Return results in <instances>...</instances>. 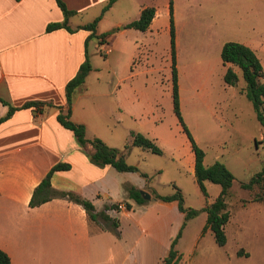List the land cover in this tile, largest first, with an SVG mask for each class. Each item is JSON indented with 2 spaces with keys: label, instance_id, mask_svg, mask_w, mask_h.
<instances>
[{
  "label": "rangeland",
  "instance_id": "obj_1",
  "mask_svg": "<svg viewBox=\"0 0 264 264\" xmlns=\"http://www.w3.org/2000/svg\"><path fill=\"white\" fill-rule=\"evenodd\" d=\"M136 1L121 0L112 10L111 19H135L137 7L152 2ZM181 7L176 50L182 115L195 141L206 153L205 165L219 160L235 176L227 199L231 214L225 226L228 242L221 247L213 232L205 231L207 213L204 208L207 200L211 203L216 200L221 186L209 183L206 197L195 174L175 159V153H185L191 149V143L174 112L170 34L162 31L157 39V56L159 64L162 62L157 65L162 70L151 69L131 78L132 72L137 74L142 70V65L132 64L129 55L140 33L136 30L125 33L116 28L111 37H118L111 54L101 52L96 38L90 41L88 54L93 69L87 77L84 93L85 101L92 103L95 112L91 130L124 154L129 145L126 162L139 169V172L128 173L114 170V182L130 180L140 187V192L147 190L152 195L143 204L131 200L134 208L130 215L119 214L125 238L129 240L123 258L125 260L130 252L125 264H133L131 250L137 239L161 240L152 229L163 217L160 203L155 202L156 194H173L176 186L184 195L185 206L200 211L188 221L177 243L176 250L183 254L179 264H264V183L252 189L243 188L264 169V129L251 101L241 94L246 87L242 72L234 67L239 81L235 86L226 84L224 75L228 66H224L221 57L223 43L239 42L256 51L264 68V0H202L181 4ZM132 88L143 93L135 106H130L133 109L125 107L132 99ZM131 112L139 117L135 118ZM154 130L163 138L156 143L163 148L164 155L132 146L133 134L150 137ZM183 157L184 161L188 159L186 154ZM110 186L112 191L102 190V193H109L112 201L124 198L122 190L118 195L119 187ZM103 198L105 202L110 201L104 195ZM114 208L118 210V206ZM182 222L178 220L174 225ZM110 224L107 226L113 235L120 237L118 227ZM177 235L178 231L173 237ZM154 243L155 253L145 261L140 259V264H161L156 251H161L163 245ZM115 261L120 263L122 259L118 255Z\"/></svg>",
  "mask_w": 264,
  "mask_h": 264
},
{
  "label": "crops",
  "instance_id": "obj_2",
  "mask_svg": "<svg viewBox=\"0 0 264 264\" xmlns=\"http://www.w3.org/2000/svg\"><path fill=\"white\" fill-rule=\"evenodd\" d=\"M63 1L69 10L76 12L69 19L74 32L65 28L47 31L50 24L65 20L56 0H0V99L15 108H21L28 102L44 103L38 108L19 109L2 121L10 107L0 100V249L10 256L12 264H125L130 252L124 260V248L129 245V240L125 238L119 214L130 215L134 208L131 200H135L129 197L127 188L134 187L140 191V187L130 180L115 183L114 172L117 170L112 166L93 164L89 154L94 149L91 146L83 149L75 134L57 119L61 108L67 110L66 86L85 62L86 50L93 39V32L82 27L102 15L96 28L97 45L100 46L98 37L103 35L112 38L114 45L118 37H111L114 29L125 33L135 30L126 26L138 20L144 9L155 8L156 15L149 30H136L140 33L139 38L129 47L132 64L135 67L142 65L141 71L129 75L135 78L151 69L162 70L158 66L162 62L159 64L156 47L162 31L171 33L170 2H173L178 40L181 4L201 3L202 0H152L137 7L135 19L126 18L125 21L111 19L112 10L121 0H117L104 14L109 0ZM131 69L133 71V67ZM85 85L75 96L72 120L86 126L87 138H99L97 132L91 130L95 112L92 103L85 101ZM141 93L138 88H132V99L125 103V107L133 109L130 106H135ZM119 118L123 119L122 113ZM157 133L154 130L151 139L163 141L161 134ZM184 154L188 157L185 161ZM175 159L195 174L192 146L183 154L175 153ZM60 163L69 164L71 169L53 175V188L78 194L92 202L96 214L117 220L120 237L113 235L107 226L112 222L102 216L90 219L82 205L67 199L56 198L35 208L30 206L35 189ZM112 184L119 187V196L123 191L124 198L112 201L109 193H102V190L112 191ZM143 192L149 193L147 190ZM103 195L110 201L105 202ZM155 202L160 203L163 217L159 225H152V229L161 240H135L131 250L133 264H140V259L145 261L155 253L152 249L154 242L163 245L161 251H156V257L164 264L175 239L173 235L176 231L179 233L183 226L185 215L179 211L177 202L167 203L157 198ZM119 205H126L128 209L114 208ZM178 220L183 222L174 225ZM207 231L212 232L210 229ZM178 253L183 260V254ZM118 255L122 259L120 263L115 261Z\"/></svg>",
  "mask_w": 264,
  "mask_h": 264
},
{
  "label": "trees",
  "instance_id": "obj_3",
  "mask_svg": "<svg viewBox=\"0 0 264 264\" xmlns=\"http://www.w3.org/2000/svg\"><path fill=\"white\" fill-rule=\"evenodd\" d=\"M117 0H109L103 10V14L107 12ZM58 6L63 11L65 20L63 23H53L47 27L48 32H52L58 29L65 28L70 32H74L69 26V19L76 14L75 11L69 10L63 0H56ZM170 26H171V48H172V83H173V104L174 112L179 119L181 126L183 127L184 133L187 135L193 152L195 154V177L196 181L207 197V182L221 186V193L216 200L210 204L207 200V206L204 211L207 213V223L205 231L210 229L214 236L217 244L221 247L225 246L228 242V237L225 231V226L230 220L231 214L228 210L227 199L230 195V190L235 181L233 172L221 161L207 166L205 165V151L197 144L192 132L184 121L182 115L181 98H180V85H179V71L177 64V50H176V29L174 21L173 2H170ZM156 15L155 8H146L142 11L141 16L138 20L129 23L126 28L135 29L141 32L149 30L152 21ZM102 15L95 19L92 23L83 26L82 28L88 31H92L91 38H97L96 28L101 20ZM105 35L98 38H103ZM221 57L224 66H228V69L224 75V81L230 86H235L239 81V75L235 72L234 67H238L242 72L243 79L246 83V87L241 90V94L246 95L251 101L257 119L264 129V68L261 59L257 53L249 46L239 42H226L221 51ZM92 64L86 50V60L82 64L78 74L68 82L66 86V98H67V110L61 111L57 117L59 123L66 129L72 131L75 137L83 149H87L91 146L94 151L89 154L91 162L99 167L112 166L119 172H139L138 167L130 165L126 162L125 155L130 150V146L125 147V154L122 150L112 148L108 146L104 141L99 138L89 139L87 138V129L85 125L77 124L72 120V111L74 99L79 91L83 88L86 83V79L92 71ZM1 100V99H0ZM4 104L10 107L8 115L2 119V121L10 118L19 109H30L38 108L42 104L41 102H28L21 108H15L10 106L5 101L1 100ZM132 146L144 148L150 150L154 154L163 155L164 151L157 143L149 138L148 136L137 133L132 136ZM69 164L60 163L55 165L39 186L35 189L30 206L32 208L38 207L45 204L53 199L62 198L67 199L76 204L82 205L90 219H96L98 216H102L106 221L112 222L114 228L119 226L117 220L112 219L104 214H96L95 206L92 202L84 199L78 194L73 192L59 191L52 186V177L56 172L70 170ZM146 176V175H143ZM264 183V169L259 172L255 177L252 178L250 183L244 184L243 188L252 189L254 185ZM176 192L171 195H158L156 198L163 202H177L179 211L185 215L184 223L179 231L177 237L171 244L169 256L164 260V264H179L182 260V256L176 250L177 243L183 235V230L187 225L188 221L197 217L200 211L187 208L185 206V198L182 191L175 186ZM129 197L135 200L138 204H143L145 199L141 192L134 187L127 188ZM130 209V208H129ZM240 254V253H239ZM0 264H12L10 256L0 249Z\"/></svg>",
  "mask_w": 264,
  "mask_h": 264
},
{
  "label": "built area",
  "instance_id": "obj_4",
  "mask_svg": "<svg viewBox=\"0 0 264 264\" xmlns=\"http://www.w3.org/2000/svg\"><path fill=\"white\" fill-rule=\"evenodd\" d=\"M99 45L101 48V52L103 54L108 55V54L112 53V51H113L112 38H109V37L100 38ZM118 208H119V210H127L128 209L126 205H119Z\"/></svg>",
  "mask_w": 264,
  "mask_h": 264
},
{
  "label": "water",
  "instance_id": "obj_5",
  "mask_svg": "<svg viewBox=\"0 0 264 264\" xmlns=\"http://www.w3.org/2000/svg\"><path fill=\"white\" fill-rule=\"evenodd\" d=\"M141 194L143 195V197H144L145 200L151 199V195L149 193L141 192Z\"/></svg>",
  "mask_w": 264,
  "mask_h": 264
}]
</instances>
